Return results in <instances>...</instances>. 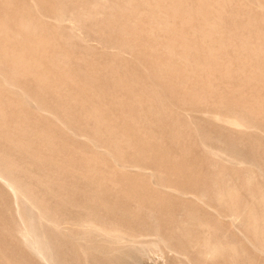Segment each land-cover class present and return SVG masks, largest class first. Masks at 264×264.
Masks as SVG:
<instances>
[{
	"label": "rangeland",
	"instance_id": "obj_1",
	"mask_svg": "<svg viewBox=\"0 0 264 264\" xmlns=\"http://www.w3.org/2000/svg\"><path fill=\"white\" fill-rule=\"evenodd\" d=\"M0 170V264H264V0H0Z\"/></svg>",
	"mask_w": 264,
	"mask_h": 264
},
{
	"label": "bare ground",
	"instance_id": "obj_2",
	"mask_svg": "<svg viewBox=\"0 0 264 264\" xmlns=\"http://www.w3.org/2000/svg\"><path fill=\"white\" fill-rule=\"evenodd\" d=\"M126 2V1H125ZM104 3V2H103ZM79 7V6H78ZM180 7V5H179ZM140 8V7H139ZM97 10V9H96ZM111 10V9H110ZM146 11V10H145ZM96 12V11H95ZM143 12V11H142ZM148 11H146L147 13ZM156 13V12H155ZM70 15V14H69ZM102 15V14H101ZM87 16V15H86ZM75 19V18H74ZM69 21V20H68ZM169 23V21H168ZM102 24V23H101ZM100 24V25H101ZM78 25V24H77ZM74 27V26H73ZM167 27V25H166ZM77 28V27H76ZM83 29V28H82ZM96 30V29H95ZM78 34V33H77ZM82 34V33H81ZM95 34V33H94ZM169 36V35H168ZM96 37V36H95ZM86 38V37H85ZM91 38V37H90ZM169 39V38H168ZM92 40V39H91ZM91 40H88V41H91ZM94 40V38H93ZM93 40H92V43H93ZM86 41V40H84ZM171 41V40H170ZM173 41V39H172ZM176 41V40H175ZM87 42V41H86ZM97 42V41H96ZM99 42V41H98ZM102 42V41H101ZM152 44V43H150ZM85 45V44H84ZM98 45V44H97ZM100 45V44H99ZM82 46V45H81ZM103 49H106V48H103ZM109 50V49H108ZM107 51V50H106ZM101 52V51H100ZM121 53V52H119ZM123 53V52H122ZM125 54V53H124ZM123 55V54H122ZM127 57V56H126ZM196 59V58H195ZM195 59H193L195 61ZM203 65V64H202ZM199 82V81H198ZM178 88V87H177ZM189 91V90H188ZM176 93V92H175ZM0 187L4 189V191L8 194V196L12 199L13 201V205H14V210L16 212V214L19 216V224H21V231H20V236L22 238V241L30 246L33 251L37 254H39L42 258H44V256L42 255V253L40 252V250H38V243L37 245L34 243V241L32 240V236H31V232L30 230L28 229V225L26 224V221L24 219H22L21 217V210L23 209V200H26L24 197H22V193L19 189V186L18 184L16 183L15 179H14V176H10L8 175L7 173L3 172L0 170ZM244 209V208H243ZM16 215V216H17ZM36 219H37V224L39 226H47L48 225V222H50L51 220H49L48 218H44L41 214H36ZM213 243V242H212ZM37 256V255H36ZM43 262V261H42ZM51 264L52 261H51Z\"/></svg>",
	"mask_w": 264,
	"mask_h": 264
}]
</instances>
